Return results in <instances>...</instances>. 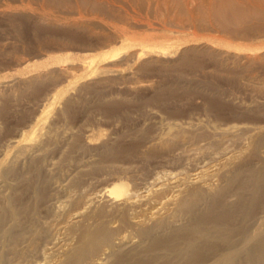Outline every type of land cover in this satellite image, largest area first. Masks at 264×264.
<instances>
[{
  "label": "rangeland",
  "instance_id": "obj_1",
  "mask_svg": "<svg viewBox=\"0 0 264 264\" xmlns=\"http://www.w3.org/2000/svg\"><path fill=\"white\" fill-rule=\"evenodd\" d=\"M23 2L16 1L15 4L23 6L26 4ZM15 4L12 3L11 7ZM30 21L0 14V162L5 156L13 158L15 139L23 137L24 143L32 145L45 143L48 160L42 165V173L27 172L18 176L14 172L13 177L23 186L13 178L10 181H15L17 188L29 183L28 188L31 189L23 195L34 208V216L38 217L36 220L43 222L38 228L46 226L47 229L43 230L49 235L44 243L39 242L38 251H33L32 246L27 247L26 259L19 258V261L9 253L12 256L11 259L7 256L6 262L10 259V264H14L13 259H17L20 264L29 258L30 263L26 261L25 264H57L63 257L62 253L76 245L79 228L86 221V227L94 223L93 215L99 207L113 209L123 205L130 207L129 210L134 209L129 211L132 215L135 212L134 218L130 216L128 223H131H127L132 225L126 226V232L125 227L123 231H118L117 236L115 234L117 239L113 236L114 247H103L82 263L111 264V252L117 246L125 249L137 243V227L153 224L161 217L169 220L167 228L172 223L184 221L185 218L172 215L174 203L181 193L192 185H198L205 192L217 191L223 184L219 175L233 165H238L239 171L226 199L229 200V211L235 215L230 223L235 228L234 236H237L240 227L244 228L238 235H250L252 222L264 214L263 197L251 196L245 189L243 208L247 205L253 207L252 211L245 212L234 206V191L239 179L246 178L251 169L264 164V143L254 147L257 134L240 133L239 129L250 122L264 124L263 93L247 88L242 82L232 83L211 75L208 61H197L198 64L193 66L166 65L149 70L137 69L136 62L132 60L127 64L112 65L122 52L106 55V59L102 60V57L94 56L100 48H83L86 42L80 44V48L62 47L72 31L63 33L62 29ZM116 24L126 29L125 36L128 37L149 33V30L133 23ZM74 34H77L76 38L83 37L81 33ZM66 54L68 56L64 57ZM51 55L60 56L64 61L48 64ZM38 61L47 64L42 68L47 75L43 79L25 81L24 78L31 77V73L26 71L35 68L29 65H41ZM98 61L102 64L92 70L91 65ZM57 65L61 67L57 68ZM22 69L25 75H21ZM60 70L66 72L64 77L59 74ZM165 123H169L170 127L175 123L187 126L192 136L190 142L173 149L167 148L160 137L167 130ZM228 125L237 128L224 136L215 134V131ZM51 132L70 136L69 143L47 139ZM86 135L92 137L89 143L84 139ZM106 147L121 151L116 159L118 161L114 162L119 171L117 165L112 170L103 163L107 161L105 158L102 160V151ZM98 163H103L105 167L102 170L96 168L100 166ZM20 164L16 167L23 169L25 163ZM122 165L123 170L120 168ZM49 167L51 170L44 173V168ZM3 173V166H0V178ZM1 179L0 183H3ZM116 180L127 182L130 197H133L127 195L129 200H116L108 196L107 188ZM55 181H58L57 185ZM61 182L62 185L58 184ZM54 186L58 189L53 190ZM1 188L3 194L9 192V189ZM164 189V194L168 195H163L158 201L159 197L154 194ZM39 217L44 221H40ZM113 219L109 218L111 221L107 224L117 228L118 221ZM31 235L28 232L26 236ZM208 238L211 243L217 242L214 233H210ZM24 242L27 245L28 239ZM252 242L250 240V244ZM25 243L21 245L26 246ZM29 252L36 255H29ZM41 252L47 257L43 258ZM30 258L35 261L31 262ZM173 259V264H184L182 259Z\"/></svg>",
  "mask_w": 264,
  "mask_h": 264
},
{
  "label": "bare ground",
  "instance_id": "obj_2",
  "mask_svg": "<svg viewBox=\"0 0 264 264\" xmlns=\"http://www.w3.org/2000/svg\"><path fill=\"white\" fill-rule=\"evenodd\" d=\"M16 1H24L23 3L26 4L21 7L15 4ZM12 3L17 7L15 5L11 7ZM0 14L12 19H30V22L62 29L63 33L72 31L68 35L70 39L67 40L66 36L62 47L80 48L78 46L86 42L83 48H100L94 56L98 55L102 57V60L106 59L104 57L106 55L112 56L122 52L121 57L113 61L112 65L127 64L132 60L136 62L137 69L149 70L161 69L166 65L193 66L197 61H208L211 75L231 80L232 83L242 82L247 88H255L264 95V0H0ZM116 22L133 23L139 28L149 30V33L128 37L125 36L126 29L119 27ZM75 32L81 33L83 37L76 38ZM67 56L68 54L64 57ZM50 59L51 62H47L48 64H60L64 61L60 56L52 57L51 55ZM45 61L42 60V62ZM100 61L91 65L92 70L102 64ZM33 64L29 66L35 68L29 69V67V71H26L31 73V77L24 78L25 81L43 79L47 75V72L42 69L47 64H36V66ZM39 65L42 67H37ZM23 70L21 75L26 74ZM60 71L59 74H63L64 77L66 72ZM168 125L169 123L166 126L167 130L160 135L164 139L162 143L165 142L167 148L173 149L190 142L189 139L192 136L186 129L187 126L178 123H175L173 127ZM41 128L43 129L44 126ZM235 128L237 127L234 125H228L215 131V134L224 136ZM239 130L240 133L257 134L253 143L254 147L264 143V124L250 122L241 126ZM85 137L88 143L92 139L90 135ZM47 139L68 144L70 136H59L51 132L48 133ZM44 144V142L37 145L27 144L23 142V137L15 139L13 158L5 156L0 162L4 170L2 179L0 178L3 182L0 183V264H5L7 256H10L9 253L14 259L27 258L29 250L27 247L32 246V250H37L39 242H43L49 235H46L47 232L43 230L47 229L46 226L43 228L41 224L42 229L38 228L39 223L43 222L37 221L38 217L34 216V208L23 195L26 190L30 191L29 183L25 185L23 179L25 186L17 188L15 184L19 181L13 177L14 172L18 176H23V173L27 172L42 173V165H45L44 161L48 160ZM120 152L110 147L103 149L102 160L104 158L107 160L103 161L106 168L109 166L113 170L116 167L115 161H118L116 159ZM106 162L109 163L106 164ZM53 163L55 162L52 161V165ZM103 163L101 165L98 163L100 166L96 168L102 170L105 167ZM19 164L24 168L18 169ZM120 168L123 170V165ZM49 169L51 170L50 167L44 168V173L49 172H46ZM238 171V165L226 168L219 175L223 179V184L215 192H205L201 187H197L198 185L184 188L185 192L182 189L183 194L179 190L181 196L176 197L177 201L175 199L176 204L174 203L172 215L176 214L185 220L172 223L169 228H167L169 220L162 217L154 220L155 222L152 221L151 225H142L137 228L133 225V229L136 228L134 230L138 237L137 243L125 249L117 246L118 248L111 252L113 254L111 264H173V258L182 259L184 264H264V214L252 222L251 233L248 236L238 235L244 227H240L237 236H234L235 228L230 223L235 219V215L229 211L227 206L229 200L226 199ZM10 178L15 179L16 182L12 183ZM19 183L22 184V182ZM58 184L62 185V182ZM1 186L9 189V192L3 194ZM57 189L54 186L53 190ZM245 189L251 196L263 197L264 202V164L251 169L246 178L239 179L234 191L236 195L234 206L250 212L253 209L251 205L243 208ZM129 191L127 182L123 180H116L107 188L108 196L116 200L123 198L129 200L133 197V195L130 197ZM164 192L165 189L154 194L159 197H156L158 201L163 195H168ZM110 208L99 207L93 215L94 223L91 225L89 222L88 227H86L87 221L85 224L83 220L85 225L79 228L81 230L75 242L76 245L74 244L75 246L66 253L63 252V257L57 264H82L90 254H94L103 247L111 248L116 245L112 241L113 236L116 238L117 232L123 231L124 227L126 232L128 228L126 226L131 223H128V220L135 212L132 211L133 215L130 214L129 211L134 209L129 210L130 207L123 205ZM46 210H49L48 207ZM108 216L118 221L117 228H111L108 225L111 221L107 219ZM40 221L44 220L40 218ZM28 232L30 235L32 233L28 236L29 238L26 236ZM210 233L216 235V243L210 242L208 238ZM26 239H28L27 245L24 242ZM250 240L253 241L251 244ZM23 242L26 246L21 245L24 244ZM43 253V258H46V253ZM29 255L32 253L29 252ZM32 256L28 257L33 258ZM14 259L13 262L17 263V259L16 261ZM33 260L31 259V262ZM21 263L25 264L24 260ZM34 263L36 262L32 264Z\"/></svg>",
  "mask_w": 264,
  "mask_h": 264
}]
</instances>
